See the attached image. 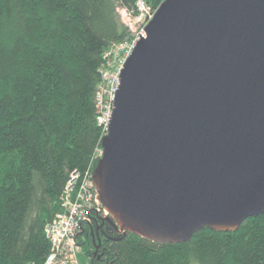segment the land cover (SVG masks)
<instances>
[{
	"label": "water",
	"instance_id": "water-1",
	"mask_svg": "<svg viewBox=\"0 0 264 264\" xmlns=\"http://www.w3.org/2000/svg\"><path fill=\"white\" fill-rule=\"evenodd\" d=\"M145 33L92 174L104 223L162 245L237 232L264 215V0H165Z\"/></svg>",
	"mask_w": 264,
	"mask_h": 264
},
{
	"label": "trees",
	"instance_id": "trees-1",
	"mask_svg": "<svg viewBox=\"0 0 264 264\" xmlns=\"http://www.w3.org/2000/svg\"><path fill=\"white\" fill-rule=\"evenodd\" d=\"M139 1L156 11L164 0H0V264H45L66 187L93 174L103 69L134 39L119 11L136 18ZM102 224L79 238L80 264H264V215L167 245L104 223L97 249Z\"/></svg>",
	"mask_w": 264,
	"mask_h": 264
},
{
	"label": "built area",
	"instance_id": "built-area-1",
	"mask_svg": "<svg viewBox=\"0 0 264 264\" xmlns=\"http://www.w3.org/2000/svg\"><path fill=\"white\" fill-rule=\"evenodd\" d=\"M137 7L138 17L133 18L123 10L122 18L123 22L126 23L125 25L131 30L134 39L117 46L107 54V58L110 59L107 67L103 69L104 87L107 86L108 89L106 97L109 104L106 126H108L112 116L114 100L120 86L119 76L122 68L137 42L144 36L145 29L155 14V11H152L143 1H139ZM118 52L120 53L118 54ZM100 96L101 94L99 95V103L102 99ZM61 205L62 212L58 213L46 227V235L51 243V253L45 264H80L78 260L81 254L79 238L95 224L104 223L110 218V214L99 201L92 174H86L84 177L74 174L66 187Z\"/></svg>",
	"mask_w": 264,
	"mask_h": 264
},
{
	"label": "rangeland",
	"instance_id": "rangeland-1",
	"mask_svg": "<svg viewBox=\"0 0 264 264\" xmlns=\"http://www.w3.org/2000/svg\"><path fill=\"white\" fill-rule=\"evenodd\" d=\"M165 1V0H164ZM163 1V2H164ZM162 2V3H163ZM161 3V4H162ZM161 6V5H160ZM159 6V7H160ZM119 13H120V17H121V19L123 18V10H120L119 11ZM122 22H123V20H122ZM124 23V22H123ZM124 24H126V23H124ZM133 29H135V26H133ZM146 36V33L144 34V36L143 37H145ZM120 52H118V54H119ZM131 56V55H130ZM129 56V57H130ZM114 65V64H113ZM124 67V66H123ZM123 69V68H122ZM107 91H108V89H107V86L106 87H104L103 88V90L100 92V94H101V96H100V98H102L101 99V103H99L100 104V113H101V118H100V122H102V124L106 127V129H107V126H106V122H107V119H108V114H109V104H108V99H107ZM97 156H98V158H101L102 157V151H100V152H98V154H97ZM101 227V226H100ZM78 260H79V262H80V257H78Z\"/></svg>",
	"mask_w": 264,
	"mask_h": 264
},
{
	"label": "flooded vegetation",
	"instance_id": "flooded-vegetation-1",
	"mask_svg": "<svg viewBox=\"0 0 264 264\" xmlns=\"http://www.w3.org/2000/svg\"><path fill=\"white\" fill-rule=\"evenodd\" d=\"M103 227H104V225H102V226L100 227L99 230L97 229V237H96V238H97L98 241H99V246L97 247V249H99V247H100V245H101V241H102L101 236H104L103 233H102V232H103V231H102V230H103ZM96 238H94V243H95V241H96Z\"/></svg>",
	"mask_w": 264,
	"mask_h": 264
},
{
	"label": "bare ground",
	"instance_id": "bare-ground-1",
	"mask_svg": "<svg viewBox=\"0 0 264 264\" xmlns=\"http://www.w3.org/2000/svg\"><path fill=\"white\" fill-rule=\"evenodd\" d=\"M95 166V165H94Z\"/></svg>",
	"mask_w": 264,
	"mask_h": 264
}]
</instances>
